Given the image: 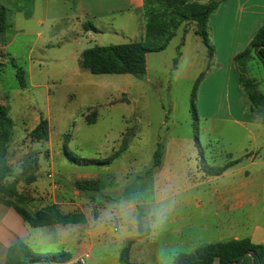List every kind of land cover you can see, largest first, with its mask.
I'll return each mask as SVG.
<instances>
[{
  "label": "rangeland",
  "instance_id": "obj_1",
  "mask_svg": "<svg viewBox=\"0 0 264 264\" xmlns=\"http://www.w3.org/2000/svg\"><path fill=\"white\" fill-rule=\"evenodd\" d=\"M28 1L44 22L43 29L33 24L43 31L42 38L29 37L26 43L18 38L12 61L4 57L0 72L8 102L0 105L12 123L8 164L18 192L32 207L62 196L72 201L63 206L64 214H82L88 221L70 228H37L42 239L29 248L39 255L60 254V241L69 240L78 247L77 258L91 247L86 264H119L127 241L140 237L131 248V262L173 264L174 254L207 244L234 238L261 244L264 125L218 119L227 114V101L218 87L206 94L200 86L221 63L206 56L194 28L183 37L181 26L164 51L147 54L142 78L92 75L80 68L82 52L128 44L137 31L135 19L118 16L114 27L99 26L88 39L77 24L75 0ZM12 63L24 71L23 90L17 87ZM246 75L264 93V65L257 58L247 63ZM91 116L94 123L88 122ZM40 118L48 122V138L33 142L29 133ZM158 144L161 167L136 182L133 201L120 198L134 176L151 167ZM235 160L239 162L222 176L213 175ZM84 180L100 184L92 199L74 188ZM158 214L162 224H157ZM126 225L136 229L135 237L130 238ZM99 226L100 244L84 234L97 235Z\"/></svg>",
  "mask_w": 264,
  "mask_h": 264
},
{
  "label": "trees",
  "instance_id": "obj_2",
  "mask_svg": "<svg viewBox=\"0 0 264 264\" xmlns=\"http://www.w3.org/2000/svg\"><path fill=\"white\" fill-rule=\"evenodd\" d=\"M225 1L227 0H144L142 40L123 45L94 46L86 49L80 57V68L92 75H129L142 78L146 73L147 54L164 51L181 26L184 28V36L189 32V27L194 28V34L201 38L208 58L212 59L214 48L210 42L208 21ZM6 14V9L0 6V32H4L9 27ZM84 31L96 32L88 23L84 25ZM253 58H257L264 65V23L255 31L247 47L233 59L239 88L246 99L245 112L264 125V93L259 91L257 83L246 75L247 63ZM12 65L15 69L17 87L23 90L26 88L24 71L14 63ZM94 121V116L88 118L89 123ZM11 126V119L7 115L6 108L0 105V204L13 209L30 228L83 224L85 222L83 215L63 214L52 203L40 208L32 207L23 195L18 193L16 178L6 182L12 176V170L8 164ZM48 129L47 120L40 118L35 128L29 133V138L33 142L46 141ZM68 138H70L69 135L65 137L64 150H66ZM122 149L124 150L125 146ZM162 157V147L158 144L153 153L151 167L147 168L142 175L134 176L122 190L120 198L133 201L137 192L136 182L143 181L155 169H159ZM69 160L79 164V161ZM238 162V160L228 162L222 168L214 170L213 175L222 174ZM74 188L91 199L93 198L91 192L101 190L96 180L77 181ZM139 238L129 239L120 250L119 264H138L131 262L130 253L132 245ZM245 253H253V256H245L241 264H264V244H254L249 238L207 244L196 248L191 253H178L173 256L172 263L233 264L237 263ZM70 260L71 255L68 253L36 254L23 241L18 240L8 248L3 264H66Z\"/></svg>",
  "mask_w": 264,
  "mask_h": 264
},
{
  "label": "crops",
  "instance_id": "obj_3",
  "mask_svg": "<svg viewBox=\"0 0 264 264\" xmlns=\"http://www.w3.org/2000/svg\"><path fill=\"white\" fill-rule=\"evenodd\" d=\"M25 1L27 5H24L23 0H0V6H3L7 11L6 18L9 26L7 30L0 32V72L6 62L4 57L7 56L9 60L12 61L9 56L13 55L11 49L13 45L17 43L18 38H22L24 42L29 37H36L37 39L42 38L43 31H37L35 26L42 27L43 29L44 22L36 15L34 6H29V1ZM143 3L144 0H75L76 21L81 29L84 30V25L88 23L98 32L99 26L103 28L108 26L114 27L113 25L118 16H122L129 21L135 19L137 31L131 37L133 40H130V42H138L142 40L144 33ZM262 23H264V0H227L221 4L215 15L209 18L208 27L210 29V42L214 48L212 59L220 62L221 67L206 77L205 81L200 86V92L205 88L207 94L209 89L215 86L219 88L221 91L220 95L222 98L224 96L223 100L227 101L229 109L224 117L218 119L230 120L248 125L260 124L257 118L242 113L246 105V99L241 93H236L239 82L233 59L247 47L253 34ZM33 24H35V26ZM118 27L119 29H124L125 26L122 25ZM113 31L115 32V30ZM91 32L92 31H87L88 39L93 37L92 33H96ZM182 34L184 37V33ZM89 35H91V37ZM76 44H79V41H76ZM223 72L225 76L221 81L219 76L222 75ZM28 77L31 82V72H28ZM201 97L202 96H200V99ZM6 98L7 96L1 91L0 86V104L8 103ZM208 103L213 106V101ZM222 174L217 177L222 176ZM11 177L15 178L13 175ZM61 197H56L52 204L56 205L62 212L63 206H68V203L72 201L70 199L65 201V199ZM239 199H243V196H239ZM84 218L85 222L80 225H84L88 222L85 216ZM99 219L96 220L98 225H100ZM70 226L76 225H54L51 227L70 228ZM34 230L35 228L27 226L13 209L0 204V264L4 263L8 248L16 241L21 240L28 247H30V243L36 245L35 241L37 239H42V237L36 235ZM127 230L129 231L130 238L135 237L136 229L127 227ZM150 233L151 229L149 230V234ZM84 234H88V238L92 240L93 238H97L98 244H100V226L97 235H95V233L92 235L91 232H86ZM233 240L238 239L234 238ZM60 243L62 253L71 255V260L66 264H74L81 256L85 253L89 255L91 251L90 247L89 250H84L85 252L77 258L78 247L74 245V242L65 240L63 242L60 241ZM94 243L95 242L91 241V246H93ZM135 244H133L132 247ZM261 244H264V239L261 240Z\"/></svg>",
  "mask_w": 264,
  "mask_h": 264
},
{
  "label": "built area",
  "instance_id": "obj_4",
  "mask_svg": "<svg viewBox=\"0 0 264 264\" xmlns=\"http://www.w3.org/2000/svg\"><path fill=\"white\" fill-rule=\"evenodd\" d=\"M91 37V35H89ZM92 39V37H91ZM50 177V176H49ZM89 255L85 253L81 258L77 261L79 264H86V261L88 260Z\"/></svg>",
  "mask_w": 264,
  "mask_h": 264
},
{
  "label": "water",
  "instance_id": "obj_5",
  "mask_svg": "<svg viewBox=\"0 0 264 264\" xmlns=\"http://www.w3.org/2000/svg\"><path fill=\"white\" fill-rule=\"evenodd\" d=\"M245 256L252 257L253 253H245L237 263H233V264H241L243 262V259ZM229 264H231V263H229Z\"/></svg>",
  "mask_w": 264,
  "mask_h": 264
},
{
  "label": "clouds",
  "instance_id": "obj_6",
  "mask_svg": "<svg viewBox=\"0 0 264 264\" xmlns=\"http://www.w3.org/2000/svg\"><path fill=\"white\" fill-rule=\"evenodd\" d=\"M156 219H157V224L163 223V215L158 214Z\"/></svg>",
  "mask_w": 264,
  "mask_h": 264
}]
</instances>
